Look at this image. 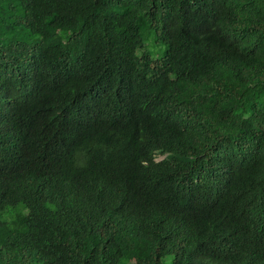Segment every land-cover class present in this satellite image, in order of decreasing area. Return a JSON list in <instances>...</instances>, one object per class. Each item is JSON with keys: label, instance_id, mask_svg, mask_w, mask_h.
<instances>
[{"label": "trees", "instance_id": "16d2710c", "mask_svg": "<svg viewBox=\"0 0 264 264\" xmlns=\"http://www.w3.org/2000/svg\"><path fill=\"white\" fill-rule=\"evenodd\" d=\"M0 264H264V0H0Z\"/></svg>", "mask_w": 264, "mask_h": 264}, {"label": "rangeland", "instance_id": "374dc122", "mask_svg": "<svg viewBox=\"0 0 264 264\" xmlns=\"http://www.w3.org/2000/svg\"><path fill=\"white\" fill-rule=\"evenodd\" d=\"M157 158H158V159H161V158H163V155H158Z\"/></svg>", "mask_w": 264, "mask_h": 264}, {"label": "clouds", "instance_id": "9594fccd", "mask_svg": "<svg viewBox=\"0 0 264 264\" xmlns=\"http://www.w3.org/2000/svg\"><path fill=\"white\" fill-rule=\"evenodd\" d=\"M157 157H158V156H156V158H155V159H156V160H160V159H158ZM161 159H162V158H161Z\"/></svg>", "mask_w": 264, "mask_h": 264}]
</instances>
